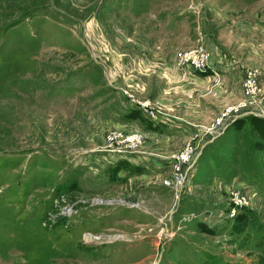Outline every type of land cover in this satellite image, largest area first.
<instances>
[{
  "label": "rangeland",
  "instance_id": "rangeland-1",
  "mask_svg": "<svg viewBox=\"0 0 264 264\" xmlns=\"http://www.w3.org/2000/svg\"><path fill=\"white\" fill-rule=\"evenodd\" d=\"M263 120L264 0H0V264H264Z\"/></svg>",
  "mask_w": 264,
  "mask_h": 264
},
{
  "label": "built area",
  "instance_id": "built-area-1",
  "mask_svg": "<svg viewBox=\"0 0 264 264\" xmlns=\"http://www.w3.org/2000/svg\"><path fill=\"white\" fill-rule=\"evenodd\" d=\"M194 53V52H193ZM199 55L201 56V57H203V55L199 52ZM197 57L198 56H194L193 54H190V55H186V60H189L190 58H191V61H192V63L194 64V66H195V68H197V69H201L203 66H204V64H203V62H199L198 60H197ZM247 85H248V87H252V83L250 82V81H248V83H247ZM229 111H231V110H229ZM233 112H236L235 111V109L233 110ZM230 114H232V113H230ZM225 114H223V116H224ZM241 115V114H240ZM238 116V115H237ZM222 120H224V118H221ZM235 119V118H234ZM234 119H232V120H234ZM227 123V122H226ZM225 124V123H224ZM224 124H222V126H220L219 128H217V129H215V128H208L207 129V131L211 134L210 135V137H209V141H212L214 138H216L217 136H219L222 132H223V130L225 129V127L227 126V125H224ZM205 146V144H203V146H201V148H197L196 150H197V152H196V155L194 156V158L192 159V161L190 162V158L192 157V155L194 154V152L196 151H194V152H191V153H189L188 152V149L189 148H185L184 150H182V151H180V152H177V153H174V157H175V160H174V158H173V163H175L176 162V160L177 161H184V162H186L187 161V164H190V165H188L187 167H185L184 168V170L186 169V170H188V169H190V168H192L193 167V164L196 162V160H197V158H198V155L201 153V150H202V148ZM175 169L176 170H179V167L177 166V165H175ZM178 175V174H177ZM182 176V175H181ZM180 176V178H182ZM180 180V179H179ZM167 184H169V185H171V182L170 181H167L166 182Z\"/></svg>",
  "mask_w": 264,
  "mask_h": 264
},
{
  "label": "trees",
  "instance_id": "trees-1",
  "mask_svg": "<svg viewBox=\"0 0 264 264\" xmlns=\"http://www.w3.org/2000/svg\"><path fill=\"white\" fill-rule=\"evenodd\" d=\"M129 113H130V116L132 117V113H134V112L129 111ZM263 122H264V120H263ZM263 122L261 121L260 124L264 126ZM262 136H263V135H262Z\"/></svg>",
  "mask_w": 264,
  "mask_h": 264
}]
</instances>
